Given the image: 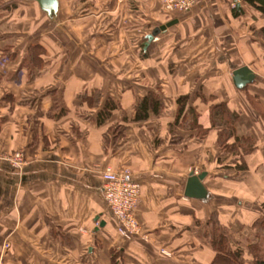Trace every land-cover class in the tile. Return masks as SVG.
I'll use <instances>...</instances> for the list:
<instances>
[{
  "label": "crops",
  "instance_id": "1",
  "mask_svg": "<svg viewBox=\"0 0 264 264\" xmlns=\"http://www.w3.org/2000/svg\"><path fill=\"white\" fill-rule=\"evenodd\" d=\"M56 1L47 14L35 0H0V155L25 158L19 170L0 159V264H212L208 220L245 246L264 204V153L227 178L208 107L224 103L238 114L236 137L264 142L248 100L264 105V17L244 0L170 14L158 0ZM30 46L42 60L28 59ZM243 67L254 81L238 90ZM148 93L162 110L134 122ZM181 97L190 112L176 125ZM107 101L116 109L98 123ZM106 167L140 183L133 241L117 235L103 198ZM204 172L207 198L184 196L189 175Z\"/></svg>",
  "mask_w": 264,
  "mask_h": 264
},
{
  "label": "trees",
  "instance_id": "2",
  "mask_svg": "<svg viewBox=\"0 0 264 264\" xmlns=\"http://www.w3.org/2000/svg\"><path fill=\"white\" fill-rule=\"evenodd\" d=\"M253 10H257L262 17H264V0H244ZM235 10V7H234ZM242 14V10L235 11V17H239ZM258 37L264 39V28L256 31ZM44 54V50L40 46H30L28 49V59L32 61L36 58L42 60L41 55ZM39 61V60H38ZM84 99H90V97H85ZM248 100L252 104L253 109L260 115L262 122H264V105L261 104L260 100L257 99L256 96L248 95ZM188 101V97H181L177 101V113L174 119V123L176 125L179 124V121H183L184 123L187 119V115L190 112L189 107L187 109V113L185 112V107ZM163 107L162 98L157 94L148 93L138 101L135 106V116L133 118L134 122H142L148 117L149 112H153L155 115H159ZM116 109V105L107 101L102 109L97 114V122L103 123L112 113L113 110ZM209 115H210V124L212 127H221L222 129L217 134V146L220 150L225 153L230 154L231 152L234 154V151H239L240 157L236 156L233 160L232 165H223V169L225 170L226 177L228 178V174H232L235 172V176L237 174H241L242 171L246 170V166L243 163L242 157L246 156V154L252 153L254 142L252 138L245 136L242 138L236 137L234 134V127L236 125V121L238 119V114L236 112H232L226 109L224 103H218L216 105H211L208 107ZM195 123L194 120H192ZM180 122V123H181ZM199 131V130H198ZM207 130L199 131L198 133L202 134ZM232 139V143L229 142ZM220 152V151H219ZM222 153V152H221ZM227 155V154H224ZM241 158L239 160L238 158ZM237 161V162H236ZM262 208H264V204H262ZM210 231L208 234V238H210V247L215 252L214 259L212 264H264V250H261L259 247V242L257 239L260 237H264V212L255 219L252 228L254 230V241H248L245 243V246H241L240 244H232L229 242L228 238L223 234L219 233L218 227L214 225V223L210 222ZM249 260V261H248ZM116 260L114 259L113 264H115Z\"/></svg>",
  "mask_w": 264,
  "mask_h": 264
},
{
  "label": "built area",
  "instance_id": "3",
  "mask_svg": "<svg viewBox=\"0 0 264 264\" xmlns=\"http://www.w3.org/2000/svg\"><path fill=\"white\" fill-rule=\"evenodd\" d=\"M164 12L184 13L192 9L198 0H158ZM11 168L19 170L25 164L23 153L19 151L11 156L2 157ZM103 198L114 218L116 233L120 238L133 241L139 235V228L135 219V209L139 202L140 183L135 179L131 170L114 171L109 167L101 173ZM7 247V246H6ZM164 255L169 253L161 251Z\"/></svg>",
  "mask_w": 264,
  "mask_h": 264
},
{
  "label": "water",
  "instance_id": "4",
  "mask_svg": "<svg viewBox=\"0 0 264 264\" xmlns=\"http://www.w3.org/2000/svg\"><path fill=\"white\" fill-rule=\"evenodd\" d=\"M39 3L40 8L42 11L44 10L47 14H53L57 8V1L56 0H35ZM169 26V25H167ZM162 29L165 30L166 26H162L154 30L151 35L147 36V41H151L152 38L157 34V32ZM232 81L234 86L238 90H243V88L253 83L254 81V74L248 67L240 68L233 72ZM206 176V173H201L199 175L190 174L187 179V184L184 190V196L188 198H194L198 200H204L207 198V192L205 187L202 184V180Z\"/></svg>",
  "mask_w": 264,
  "mask_h": 264
},
{
  "label": "rangeland",
  "instance_id": "5",
  "mask_svg": "<svg viewBox=\"0 0 264 264\" xmlns=\"http://www.w3.org/2000/svg\"><path fill=\"white\" fill-rule=\"evenodd\" d=\"M260 123L262 124V123H264V122H261V118H260ZM260 144V143H259ZM259 144H257V148H256V144L254 143V145L255 146H253V152L252 153H249V154H253V153H256V155L257 156H260L261 154H260V151L262 152V153H264V142H262V145L260 144V146H262V147H259L258 145ZM261 149V150H260ZM237 150V149H236ZM234 151V154L231 152L230 154H228V153H225V152H223L222 150H220L219 148H218V152H219V158H218V161H217V163L219 164L218 166H221V167H223V165H232V163H233V160H237V159H234L236 156H239L240 157V152L239 151ZM254 150H255V152H254ZM222 152V153H221ZM224 154H227V155H224ZM238 158V157H237ZM239 160H241V158H238ZM242 160H243V163L245 164V160H244V158L242 157ZM237 162V161H236ZM224 173H227V172H225L224 171ZM239 174H237L236 176H234V177H232L233 179H235V178H239ZM261 213L262 212H264V208H262V205H261ZM253 237V236H252ZM255 240V236L251 239V241H254ZM257 241L259 242L258 244H259V247L261 248V250H264V237H259L258 239H257ZM232 243H235V242H232ZM244 244V243H243ZM249 261V260H248Z\"/></svg>",
  "mask_w": 264,
  "mask_h": 264
}]
</instances>
